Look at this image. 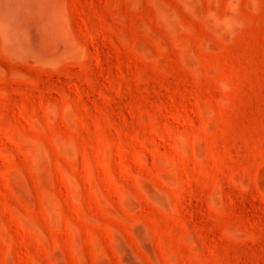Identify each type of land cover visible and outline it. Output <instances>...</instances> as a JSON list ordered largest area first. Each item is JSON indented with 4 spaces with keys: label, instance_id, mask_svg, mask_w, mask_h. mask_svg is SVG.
<instances>
[{
    "label": "rangeland",
    "instance_id": "374dc122",
    "mask_svg": "<svg viewBox=\"0 0 264 264\" xmlns=\"http://www.w3.org/2000/svg\"><path fill=\"white\" fill-rule=\"evenodd\" d=\"M0 264H264V0H0Z\"/></svg>",
    "mask_w": 264,
    "mask_h": 264
}]
</instances>
